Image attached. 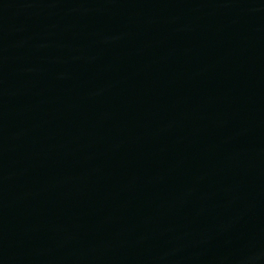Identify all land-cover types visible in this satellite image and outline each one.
I'll return each instance as SVG.
<instances>
[{"label":"water","instance_id":"obj_1","mask_svg":"<svg viewBox=\"0 0 264 264\" xmlns=\"http://www.w3.org/2000/svg\"><path fill=\"white\" fill-rule=\"evenodd\" d=\"M0 264H264V0H0Z\"/></svg>","mask_w":264,"mask_h":264}]
</instances>
